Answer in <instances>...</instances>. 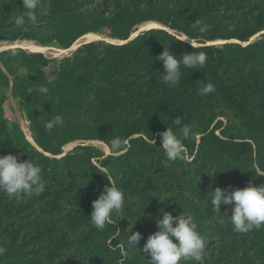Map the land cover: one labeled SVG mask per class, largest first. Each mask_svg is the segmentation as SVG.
Segmentation results:
<instances>
[{"label":"trees","instance_id":"16d2710c","mask_svg":"<svg viewBox=\"0 0 264 264\" xmlns=\"http://www.w3.org/2000/svg\"><path fill=\"white\" fill-rule=\"evenodd\" d=\"M42 5L47 14L38 15L35 26L18 28L13 17L23 11L22 0H0V41L67 49L80 36L97 33L117 42L89 41L57 60L21 47L0 51V155L30 158L46 185L40 196L20 200L0 192V264H149V256L129 247L127 239L131 230L139 231L142 249L157 230L161 209L191 215L205 240L202 260L181 264H264V227L238 233L227 218L231 212H225L231 206L222 204L221 213L211 206L216 187L264 183L250 169L264 172V0H42ZM197 20L208 26L204 33L192 27ZM145 21L163 29L130 38ZM181 36L196 47L178 40ZM164 49L177 56L204 52L207 61L200 70L182 66L181 81L172 88L163 82L157 59ZM51 62L55 76L49 79L44 69ZM209 82L215 91L200 95ZM40 86L47 94L35 91ZM9 87L35 146L4 116ZM57 115L63 125L46 130ZM177 116L194 136L183 141L185 159L172 162L160 147V133L168 126L179 133L172 124ZM117 138L124 143L114 152L110 143ZM77 140L101 141L109 154L83 143L63 154V146ZM108 178L125 200L122 212L112 214L113 223L98 230L90 222L92 202L110 184Z\"/></svg>","mask_w":264,"mask_h":264},{"label":"clouds","instance_id":"9594fccd","mask_svg":"<svg viewBox=\"0 0 264 264\" xmlns=\"http://www.w3.org/2000/svg\"><path fill=\"white\" fill-rule=\"evenodd\" d=\"M22 3L23 11L13 17L14 24L18 28L29 22L35 26L38 15L47 14L42 5V0H22ZM192 27L198 28L200 33H204L208 26L197 20ZM178 40L189 42L192 48L196 47L188 37ZM13 54L15 55V53ZM157 59L163 63V82L169 87L175 88L183 75L182 66L190 70H200L206 64L207 55L204 52L192 51L177 56L169 49H164ZM27 91L31 94L33 89L29 88ZM35 91L47 94L48 88L40 86ZM214 91L215 85L209 82L200 89V95L207 96ZM63 123V117L57 115L49 120L44 127L51 131L55 127L62 126ZM172 124L179 128V133L174 132L168 126L165 131L160 133V147H162L167 160L175 162L185 159L183 141L192 138L194 133L189 126L182 125L179 116L175 118ZM123 143L124 141L118 138L113 139L110 147L115 152L122 147ZM152 143L155 144L153 139ZM250 169H254L257 176H264V172H257L255 168ZM109 181L110 184L105 186L104 191L92 202L90 222L98 230H103L107 224H112V214L122 212L124 205V193L113 181L110 179ZM45 187L41 167L33 163L30 158L20 160L17 155L11 153L0 155V192L9 198L20 200L23 197L40 196L45 191ZM211 193V206L214 211L221 213L222 204L231 206L226 208L225 212H231L227 218L230 219L234 231L243 234L264 227V183L253 184L250 181L245 187L231 189L216 187L211 190ZM160 211L163 212V217L156 220L157 230L148 235L142 249L138 247L142 239V234L139 231L132 232L131 230L127 245L138 248L147 254L149 264H181L182 261L200 262L206 244L197 230L194 218L191 215L182 214L174 216L171 212H164L163 209ZM222 217L225 216L222 215ZM3 252L4 249L0 247V255Z\"/></svg>","mask_w":264,"mask_h":264},{"label":"rangeland","instance_id":"374dc122","mask_svg":"<svg viewBox=\"0 0 264 264\" xmlns=\"http://www.w3.org/2000/svg\"><path fill=\"white\" fill-rule=\"evenodd\" d=\"M139 27V25H137L135 28H134V31L132 32V33H137V31L138 30H141V29H139L138 28ZM140 32V31H139ZM134 34H131V36L132 35H134ZM258 35L259 34H256L255 36H253L251 39H250V41H254L257 37H258ZM105 37V36H104ZM106 38V37H105ZM108 39V38H107ZM16 41H19V40H15V42ZM27 41H30V42H33L34 44H36V45H39V44H37L36 42H34V41H31V40H27ZM93 41H96V40H93ZM108 41V40H107ZM13 42L14 41H6V40H1L0 41V45H2V44H7V45H10V46H7V48H9V47H19V46H16V45H12L13 44ZM82 43H84V42H79L78 44H76V45H74L71 49H69V48H67V49H69V51L66 53V54H64V55H61V56H59V57H51L50 55H48V54H44L46 57H48V58H50V59H52V60H57V59H60V58H62V57H65V56H68V55H70L71 53H73L75 50H76V48L77 47H79ZM12 45V46H11ZM78 45V46H77ZM39 46H41V45H39ZM43 47H47V48H53V49H61V48H57V47H55L54 45H49V46H43ZM24 49V48H23ZM26 50V49H25ZM28 51V50H27ZM28 52H32V51H28ZM45 73H46V75H47V77L49 78V79H52L54 76H55V68H54V64L51 62L45 69ZM4 116H5V118H6V120H7V122H8V124H11V123H13V122H15V123H17L18 125H19V127L21 128V130H22V132L24 133V135H25V132H24V128L27 130V132L29 133V129H28V122L26 121V119H25V117H24V115H23V112L20 110V108H19V105H18V103H17V99H15L12 95H11V92H10V87L7 89V91H6V98H5V102H4ZM231 122H233V124L235 125V127L236 128H238V123L236 122V121H234L232 118H231V120H230ZM241 133V135L243 136V137H249V135H248V133L246 132V131H244V130H241L240 131ZM30 134V133H29ZM90 141H95V140H90ZM74 142V144L72 145L73 147H75V146H77V145H79V144H86V145H92V146H94V147H96V148H98L99 150H101L99 147H97L96 145H94L93 144V142H89L88 143V141H80V140H77V141H73ZM71 143V142H70ZM70 147L68 150H70V149H72L73 147ZM62 150L64 151V149L62 148ZM68 150H66V151H68ZM105 155H107V154H109V152L108 153H106V152H104L103 150H101ZM154 229L156 230L157 228L156 227H154Z\"/></svg>","mask_w":264,"mask_h":264},{"label":"bare ground","instance_id":"6f19581e","mask_svg":"<svg viewBox=\"0 0 264 264\" xmlns=\"http://www.w3.org/2000/svg\"><path fill=\"white\" fill-rule=\"evenodd\" d=\"M150 27H160V25L157 24L154 21H145V22H142L141 24H139V27L138 28L139 29H145V28H150ZM132 34H134V33H132ZM181 38H184V36H181ZM98 39H105V40H108L110 42H117L115 40H112V38L111 39H107V38H105L101 34H97V33H87V34H85L83 36H80L73 43V45L69 49H71L74 45L78 44L79 42H84L85 43L87 41L98 40ZM12 45L20 46V47H22V48H24V49H26L28 51H32V52H42L44 54H48L51 57H55V58L56 57H59L61 55H64V54H66L69 51V49H53V48H47V47H40V46L34 44L33 42H30V41H27V40H19V41H16V42L14 41ZM7 46H10V45H7V44L0 45V51L6 49ZM24 132H25V136H26L27 140L30 141V142H32L33 140H32L30 134L27 132V130L25 128H24ZM91 142H93L94 145H96L97 147H99L104 152H106V153L109 152L108 147L103 142H101V141H91ZM73 144H74V142L65 144L63 146L64 151L68 150Z\"/></svg>","mask_w":264,"mask_h":264},{"label":"water","instance_id":"95a60500","mask_svg":"<svg viewBox=\"0 0 264 264\" xmlns=\"http://www.w3.org/2000/svg\"><path fill=\"white\" fill-rule=\"evenodd\" d=\"M158 24V23H157ZM160 25V24H159ZM150 28H161V29H163V27L160 25V27H150ZM146 29H149V28H145V29H141V30H138L137 31V33H135L134 35H132L130 38H132V37H135L137 34H138V32L139 31H143V30H146ZM98 40H104V41H107V40H105V39H98ZM91 41H93V40H91ZM87 42H89V41H87ZM108 42H110V41H108ZM86 43V42H85ZM39 46V45H38ZM20 47V46H19ZM40 47H43V46H40ZM22 48V47H21ZM42 53V52H41ZM27 139V138H26ZM28 142H30V141H28ZM88 142H91V141H88ZM33 146H35V144H34V142L32 141V142H30ZM66 153V151H63V154H65Z\"/></svg>","mask_w":264,"mask_h":264}]
</instances>
